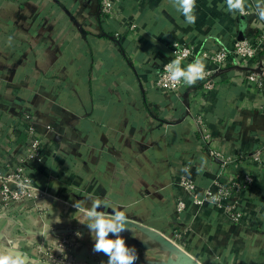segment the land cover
<instances>
[{
  "label": "crops",
  "instance_id": "1",
  "mask_svg": "<svg viewBox=\"0 0 264 264\" xmlns=\"http://www.w3.org/2000/svg\"><path fill=\"white\" fill-rule=\"evenodd\" d=\"M246 7L255 9V0ZM100 8L101 0H0V120L23 141L18 118H35L44 150L34 179L81 206L91 197L124 210L131 224L121 235L136 249L135 264H264V162L245 158L221 174L229 184L257 172L242 195L247 215L240 223L211 204H193L179 185L187 165L202 193L215 190L218 175L196 127L185 121V104L210 120L218 148L249 154L264 141V92L233 63L211 92L176 97L149 88L171 39L217 46L233 30L244 37L264 21L228 12L226 0H196L194 25L169 0H124L117 22L108 24ZM179 199L186 203L181 215ZM67 211L53 208L51 221L80 225L93 247L77 221L81 213ZM24 261L36 264L34 257Z\"/></svg>",
  "mask_w": 264,
  "mask_h": 264
},
{
  "label": "built area",
  "instance_id": "2",
  "mask_svg": "<svg viewBox=\"0 0 264 264\" xmlns=\"http://www.w3.org/2000/svg\"><path fill=\"white\" fill-rule=\"evenodd\" d=\"M124 0H101V22H117L116 16L122 12ZM252 22L258 16L255 9L246 7L245 16ZM134 19L128 26L135 29ZM116 36H120L117 32ZM170 56L154 66V77L149 81L150 89L176 97L184 93L201 89L211 92L219 87L222 72L230 63L246 68L247 84L264 92V24L254 26L241 38L236 30L230 34L227 42L217 46H206L194 40L171 39ZM179 58L181 67L187 68L195 59L203 60L208 75L203 80L189 86L182 80L171 82L165 73V65ZM185 121L196 127L199 134L200 148L217 162L218 175L214 180L215 190L198 191L197 182L182 173L179 185L191 198L195 205L209 203V192L218 196L214 207L222 210V214L231 221L240 223L246 218L247 212L243 202V193L256 180L257 172L238 175L231 183L221 181V174L228 167H235L242 159L249 158L258 163L264 162V141L256 144L249 154L226 153L216 143L221 139L218 133L210 128V120L195 110L192 102L185 104ZM19 127L26 129V139L19 141L11 133L13 127L0 120V251L11 248L24 259L33 258L36 264H101L99 255L92 252V246L83 234L82 227L77 224L60 222L53 223V208L63 206L70 217L77 211L74 203L54 194L34 179L33 170L43 155V142L35 129V118H18ZM187 167H189L187 165ZM202 203H196V200ZM186 208L183 199L177 202V211L181 215ZM47 231L49 239L40 232ZM79 231L82 238L75 233ZM86 249L85 255L81 252ZM64 249V251H63ZM84 249V250H85Z\"/></svg>",
  "mask_w": 264,
  "mask_h": 264
},
{
  "label": "clouds",
  "instance_id": "3",
  "mask_svg": "<svg viewBox=\"0 0 264 264\" xmlns=\"http://www.w3.org/2000/svg\"><path fill=\"white\" fill-rule=\"evenodd\" d=\"M173 7L184 16L186 25H194L196 22V0H169ZM227 11L230 13L246 14V0H226ZM255 11L260 19L264 21V0H255ZM155 43V41H153ZM165 73L168 74V79L171 82L179 83L181 80L192 86L197 81L205 79L208 75L206 65L203 60L197 58L187 68L181 67L179 58L171 60L165 65ZM206 160H202L197 167L198 174L205 171ZM182 172L190 175L189 167L185 166L181 169ZM209 203H216L218 196H212L210 192ZM91 201V207H85V202ZM83 206L79 201H76L73 207L76 212H80L81 216L77 220L80 224L88 228L89 234L94 241L92 252L94 254H103L108 257L107 261H101V264H135L138 255L135 247H129L125 238L121 235L122 232L128 231L131 224L128 215L124 210L111 206L106 200L87 198ZM196 203H202L196 200ZM103 208L111 209V212L98 211ZM40 235L45 239H49L48 232L42 231ZM75 235L82 238V234L77 231ZM135 238H139L135 236ZM114 237V238H113ZM64 251V249H63ZM0 264H25L24 258L17 254L11 248H6L0 251Z\"/></svg>",
  "mask_w": 264,
  "mask_h": 264
},
{
  "label": "trees",
  "instance_id": "4",
  "mask_svg": "<svg viewBox=\"0 0 264 264\" xmlns=\"http://www.w3.org/2000/svg\"><path fill=\"white\" fill-rule=\"evenodd\" d=\"M4 226V223L0 222V228H2Z\"/></svg>",
  "mask_w": 264,
  "mask_h": 264
},
{
  "label": "water",
  "instance_id": "5",
  "mask_svg": "<svg viewBox=\"0 0 264 264\" xmlns=\"http://www.w3.org/2000/svg\"><path fill=\"white\" fill-rule=\"evenodd\" d=\"M240 37H241V38H243V37H242V34H241V36H240Z\"/></svg>",
  "mask_w": 264,
  "mask_h": 264
}]
</instances>
